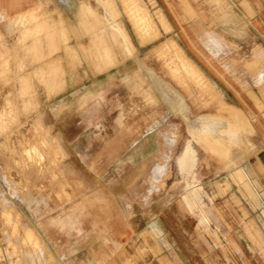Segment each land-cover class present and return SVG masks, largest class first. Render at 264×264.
Instances as JSON below:
<instances>
[{
    "label": "rangeland",
    "instance_id": "obj_1",
    "mask_svg": "<svg viewBox=\"0 0 264 264\" xmlns=\"http://www.w3.org/2000/svg\"><path fill=\"white\" fill-rule=\"evenodd\" d=\"M89 1L80 2L73 31L83 43L68 53L76 74L72 90L60 97L35 93L34 99L22 77L19 92L11 86L0 94V264H264L260 180L251 177L246 157L242 181L208 155L236 160L242 145L252 144L245 116L216 108L224 103L261 119L259 17L225 0L238 33L210 11L213 2L197 0L206 8L199 17L185 13L182 0H139L146 12L137 0ZM43 2L49 8L52 0ZM47 8L10 19L5 36L23 40L31 29L36 41L43 34L70 40L63 23L61 32L44 26ZM207 31L216 32L223 47L212 45ZM111 32L118 35L117 56L107 45ZM16 57L0 61L9 84L31 66ZM50 73L49 67L40 72L42 82ZM44 106L53 119L63 109L65 118L77 117L81 139L62 147L53 137L57 126L38 118L30 123L32 111L48 116ZM254 121L260 149L264 132Z\"/></svg>",
    "mask_w": 264,
    "mask_h": 264
},
{
    "label": "crops",
    "instance_id": "obj_2",
    "mask_svg": "<svg viewBox=\"0 0 264 264\" xmlns=\"http://www.w3.org/2000/svg\"><path fill=\"white\" fill-rule=\"evenodd\" d=\"M82 0H52V3L49 4V8L47 6H44L43 0H0V35H4V38H0V61L4 60L6 56L8 55H17L16 60L27 62L28 64L31 65L29 66L30 68L23 73H20L17 77H13L12 79V84L6 83L5 79H10L11 76H3V68H0V94H5L9 93L12 91V88L14 89L15 92H19L20 88V79L22 77H25L22 79V81L25 82L27 92L32 94L34 97L35 93H56V97H60L62 94H65L67 92H70L72 90V77L75 76L76 74L74 73V62L71 61V59L68 58L69 56V48H74L75 50H79L80 44L83 43L82 39L75 38L74 36V29L77 28V9L80 5V2ZM139 0H137L138 2ZM183 1V9L185 13H192V14H197L199 17L202 16L204 17V12H206V8L204 7L203 3L197 2V0H182ZM236 2H239L240 6V11L243 12H248V14L253 15L251 17L255 18V16L259 17V20H256L257 25L258 22L261 27H264V0H235ZM90 3L94 4V0H90ZM203 2H213L214 9L211 7L210 11H213V14L216 15V12H219L220 18L221 19H226L228 20V23L233 25L235 29H237L235 32L238 33H243L242 30L238 29L236 26L237 23L233 21V18L230 17L229 13L230 11V4L225 1V0H203ZM194 3V4H193ZM258 3V5L256 4ZM233 4L236 5L234 2ZM139 5V2H138ZM210 5V6H212ZM45 9L47 8L46 13L42 17L44 19V26H51V24H55V26L58 28V31L61 32V26L60 23H63V27L67 29V34L68 37L71 36L70 40L66 41L65 39L60 38V36L54 37L53 39L51 37L45 38L44 36L46 35H40L39 40L36 41V35L35 32H29L24 34V39L20 40L19 34L18 36L13 35V36H5L4 32L6 28H8V23L10 19H15L19 15L32 11V12H39L42 7ZM237 6V5H236ZM141 10L145 11L146 10L139 5ZM52 8V9H51ZM244 8V9H243ZM57 12V14H56ZM59 13V15H58ZM55 14V15H54ZM260 14V15H259ZM53 15V20L50 19V16ZM258 29V26H255ZM35 29V28H34ZM32 29V30H34ZM95 37L97 38V43L100 46V32L98 31ZM63 36H65V33H63ZM117 34L111 32V35L107 36V45L113 49L111 53L113 56H117V50H116V41H117ZM73 37V38H72ZM206 37L210 40L212 45L216 46H222V40L221 38L216 34V32L213 31H207L206 32ZM16 38L20 40V43H16ZM50 39L52 41L54 40V43L52 42L50 44ZM123 43L124 47L126 46V41L125 39L121 40ZM20 44V45H18ZM79 44V47H78ZM203 44V43H202ZM14 45L16 46L14 49ZM50 45V46H49ZM59 46V48H58ZM203 46L211 53L212 56L217 57L220 59L221 64L223 65L224 68H226V64H224L222 58L219 57V54L214 51L210 45L206 46L203 44ZM51 48L54 49L51 51ZM100 49V48H99ZM110 49V48H109ZM183 51V50H182ZM201 56V55H200ZM203 58V56H201ZM116 58V57H114ZM205 59V58H204ZM33 60V64L31 61ZM206 60V59H205ZM30 62V63H29ZM5 66V64H0V67ZM55 66V67H54ZM49 67L53 70V73H50V76H47V81L42 82L41 77H40V72L46 71V68ZM9 68V66H8ZM59 69V71L55 72V70ZM227 75V74H226ZM228 76V75H227ZM229 77V76H228ZM206 80V79H205ZM43 88H41L42 86ZM12 86V88H11ZM74 86V85H73ZM78 86V85H77ZM10 88V89H8ZM261 91V96L263 99V103L261 102H256V107L259 109V111H262V114L258 115V118L261 123L264 122V87L260 88ZM35 99V97H34ZM34 105V104H33ZM32 106V105H31ZM28 107L27 112H29L30 107ZM203 106L204 108H211L209 103L207 101H203ZM46 108L44 110V113H46L48 116H44L43 113H41L39 110V113L35 114L34 111H32L30 114H28L27 118H30L29 122L34 124V120L38 118L40 120V123L43 125H52V126H57L58 127V133L54 134V139L56 138L57 141L60 143V145L63 147L61 142H72L81 139L82 133L76 129L77 125L80 123V121L77 120V117H69L65 118L64 114H66L65 110H59L58 113H56V117L58 119H53L49 115L48 111V106H44ZM75 108V107H74ZM32 109V108H31ZM79 109V107H78ZM220 110H235L242 115L245 116L246 121L248 125L251 126L252 130L254 131V135L252 136V144L244 145V148L240 150V153H236V160H233L229 155H226L224 158H218L214 154L210 153L208 154L210 158H215L218 163L223 164L225 169H229L233 172V174L236 176L237 179L244 181L246 179L245 172L243 168L241 167V160L243 158H247V162L249 166L247 168L252 169L251 175L252 178H255L258 182L260 180L261 184L257 187L258 190H263L264 188V146L260 147V149L257 148V142L255 141V135H256V127L253 123L255 119V124L257 126L261 127V131L263 130V124L261 126V123L257 119V117H253V112L250 110L248 112H243L236 110L234 108L228 107L226 104L220 103V107L216 108V111ZM31 111V110H30ZM254 111V110H253ZM258 112V110H256ZM254 111V112H256ZM223 112V111H222ZM249 113V114H248ZM253 121H252V118ZM24 118V117H22ZM69 121V122H68ZM63 127L61 128V126ZM67 125H72L70 128ZM74 127V128H72ZM242 130V128H239ZM248 133H250V130L248 127H246ZM55 130V128H54ZM259 134V133H258ZM80 135V136H79ZM260 135V134H259ZM260 137L262 138L264 142V136L261 134ZM64 149V148H63ZM260 152V153H257ZM253 153V154H252ZM249 154V155H248ZM261 156L259 157L258 156ZM248 155V157H247ZM251 157L255 161V164L251 162ZM259 157V158H258ZM200 158V157H199ZM228 158H231L229 161ZM255 158V159H254ZM224 159H227L229 162H224ZM202 162L200 159L198 160V171L199 168L202 165ZM234 166V167H232ZM255 165L259 166L260 173H257L255 171ZM261 174V176L259 175ZM201 185V184H200ZM202 186V185H201ZM203 187V186H202ZM256 190V193L259 195V191ZM204 189V187H203ZM205 191V189H204ZM264 191V190H263ZM206 192V191H205ZM206 194L208 195L209 199L213 200V197H211L207 192ZM242 194V193H241ZM243 195V194H242ZM264 194L260 193V197H262ZM245 197V196H244ZM249 198V197H248ZM264 198V197H263ZM183 201V200H182ZM186 205V204H185ZM218 213L220 211L218 210ZM208 225V224H207ZM206 225V226H207ZM204 226V227H206ZM246 229V228H245ZM247 232H249V228L247 227L246 229Z\"/></svg>",
    "mask_w": 264,
    "mask_h": 264
},
{
    "label": "bare ground",
    "instance_id": "obj_3",
    "mask_svg": "<svg viewBox=\"0 0 264 264\" xmlns=\"http://www.w3.org/2000/svg\"><path fill=\"white\" fill-rule=\"evenodd\" d=\"M176 54H178V53H176ZM181 55H182V53H181ZM180 56V55H179ZM181 57V56H180ZM183 58V57H182ZM178 60V59H177ZM181 62V61H180ZM184 66V65H183ZM186 72H187V70H186ZM211 119H213V118H211ZM209 120V119H208ZM219 120V119H218ZM207 121V120H206ZM210 121V120H209ZM215 121V120H214ZM199 122V121H198ZM210 124V123H209ZM211 124H213V123H211ZM218 124V123H217ZM224 123H222V125H223ZM204 125V124H203ZM222 125H218V127L219 128H221V127H223ZM205 126V125H204ZM207 126H209L208 124H207ZM214 126V125H213ZM224 127H225V125H224ZM208 128V127H207ZM207 128H205V129H207ZM244 128V127H243ZM245 129V128H244ZM243 130V129H242ZM210 131V130H209ZM216 131H218V130H216ZM245 131V130H244ZM219 132V131H218ZM247 132V131H246ZM212 133V132H211ZM223 133V132H222ZM225 133V132H224ZM214 135V134H213ZM247 135V134H246ZM244 136H245V134H244ZM246 137V136H245ZM248 137H250V136H248ZM251 139H252V136H251ZM218 140H219V138H218ZM226 141V140H225ZM228 142V141H227ZM241 143V142H240ZM239 143V144H240ZM237 145H238V143H236ZM243 144V143H242ZM241 144V145H242ZM231 145V144H230ZM233 145V144H232ZM241 145H239V146H241ZM251 145V144H250ZM244 145H242V147H243ZM241 148V147H240ZM239 150V149H238ZM237 150V151H238ZM241 150H242V148H241ZM240 152V151H239ZM235 153H236V151H235ZM193 192H194V190H193Z\"/></svg>",
    "mask_w": 264,
    "mask_h": 264
},
{
    "label": "water",
    "instance_id": "obj_4",
    "mask_svg": "<svg viewBox=\"0 0 264 264\" xmlns=\"http://www.w3.org/2000/svg\"><path fill=\"white\" fill-rule=\"evenodd\" d=\"M195 118H196V117L191 118L190 121L193 123Z\"/></svg>",
    "mask_w": 264,
    "mask_h": 264
}]
</instances>
